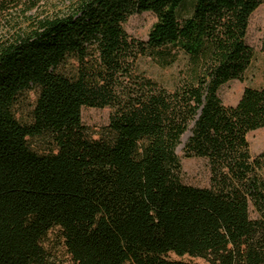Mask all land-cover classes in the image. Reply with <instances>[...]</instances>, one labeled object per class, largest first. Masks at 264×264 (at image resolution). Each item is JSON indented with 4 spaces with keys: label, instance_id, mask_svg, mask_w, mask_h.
I'll return each mask as SVG.
<instances>
[{
    "label": "trees",
    "instance_id": "trees-1",
    "mask_svg": "<svg viewBox=\"0 0 264 264\" xmlns=\"http://www.w3.org/2000/svg\"><path fill=\"white\" fill-rule=\"evenodd\" d=\"M264 0H0V264H57V232L73 264H264V85L235 106L218 90L253 60L251 15ZM152 13L146 41L125 30ZM264 55V30L261 41ZM186 75L167 89L139 72L150 57ZM36 92L30 119L19 99ZM82 108L110 109L93 139ZM208 160L210 185L181 181ZM251 212L256 214L253 219Z\"/></svg>",
    "mask_w": 264,
    "mask_h": 264
},
{
    "label": "rangeland",
    "instance_id": "rangeland-1",
    "mask_svg": "<svg viewBox=\"0 0 264 264\" xmlns=\"http://www.w3.org/2000/svg\"><path fill=\"white\" fill-rule=\"evenodd\" d=\"M156 22L152 13H142L132 16L125 25L126 32L136 40L146 41L148 33ZM264 30V6L259 7L250 17L246 36V43L253 51V60L242 80H233L221 86L217 92L218 97L225 106H235L240 100L246 88L258 89L264 85V55L261 52V41ZM139 72L156 81L167 89H172L179 84L186 75L187 59L179 55L178 60L170 67H160L150 57H141L137 60ZM36 100V92L24 94L16 106V117L23 123L30 119V113ZM110 109L82 108V123L93 139H97L109 125ZM190 133L181 137L180 145L176 148V155L180 160L182 173L181 181L185 185L208 188L210 185V165L207 159L191 157L184 153V144ZM251 156H257L264 152V128L249 132L246 135ZM264 179V168L261 171ZM254 219L256 214L251 212ZM44 248L57 264H73L67 255L62 240L57 238V232L51 231L44 241ZM172 261H182L194 264H209L205 260L190 258L188 256L177 257L170 255Z\"/></svg>",
    "mask_w": 264,
    "mask_h": 264
}]
</instances>
